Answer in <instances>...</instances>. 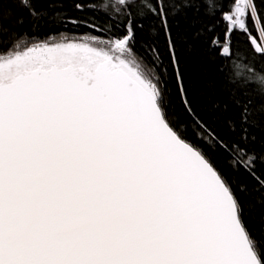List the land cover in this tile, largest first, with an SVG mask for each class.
Here are the masks:
<instances>
[{"label": "snow or ice", "instance_id": "1", "mask_svg": "<svg viewBox=\"0 0 264 264\" xmlns=\"http://www.w3.org/2000/svg\"><path fill=\"white\" fill-rule=\"evenodd\" d=\"M39 2L21 0L33 19L48 15ZM114 7L123 19L107 31L0 41V264H264L252 230L264 227V76L250 83L232 40L256 24L264 35V10L257 0ZM189 13L222 26L209 43L230 62L200 93L173 30ZM257 50L264 57V43ZM220 151L247 179L224 174Z\"/></svg>", "mask_w": 264, "mask_h": 264}, {"label": "trees", "instance_id": "2", "mask_svg": "<svg viewBox=\"0 0 264 264\" xmlns=\"http://www.w3.org/2000/svg\"><path fill=\"white\" fill-rule=\"evenodd\" d=\"M174 2L183 4L193 2V0H174ZM194 2L198 4L207 3L211 7L213 0H194ZM257 3L259 9L264 10V3H261L260 0H257ZM109 4L118 5L119 0H41V2L35 3L34 7L36 9H47L48 15L33 19L30 15V9L24 7L21 0H7L3 3V11L0 14V41L6 47L8 42L18 34L22 40L28 41L29 38L43 39L44 37L49 39L80 38L91 35L93 28L96 33L110 30L113 28V23L119 24L123 16L121 11L115 7L109 11L107 8ZM77 5L81 7H77ZM141 23L147 28L150 22L149 20H142ZM205 26L208 29L207 31L204 30ZM213 27H215V34H221V25L203 16H194L192 13H189L188 20H181L178 25L173 22L174 32L179 31L185 35L184 39L178 41L177 54L189 77L187 83L190 89L195 90L197 93H200L206 84L217 81L216 70L218 66L230 63L229 61H223L215 51V45L209 43L214 35ZM198 33L199 36L197 37ZM252 36L257 37L263 43L259 24L255 25L251 36L234 35L232 37L234 45L233 61L246 63V71L256 75V79L250 80V83L255 86L259 77L264 76V57L260 56L258 51L255 55L253 54V49L256 48L251 43ZM140 42L141 34L138 32V49L140 48ZM159 46L161 51H164L165 68L162 70L165 71L168 78L169 90L175 97V86L171 78V69L167 66V52L162 37L159 39ZM169 111L179 112V105L175 99L169 105ZM182 118L188 120L187 117ZM192 129H195V125H192ZM217 130L223 136L228 135L227 130L222 127L218 126ZM214 160L224 174L230 178L235 180L247 179L246 176H240L231 171L222 151L214 154ZM252 230L256 240L260 244H264V227L261 226L258 220L252 222Z\"/></svg>", "mask_w": 264, "mask_h": 264}, {"label": "water", "instance_id": "3", "mask_svg": "<svg viewBox=\"0 0 264 264\" xmlns=\"http://www.w3.org/2000/svg\"><path fill=\"white\" fill-rule=\"evenodd\" d=\"M253 39H255L256 40V44H253L254 45V47L256 48V46H257V44H261V42L258 40V38L257 37H255V36H252L251 37V40H253ZM264 43V42H263ZM258 51V50H257Z\"/></svg>", "mask_w": 264, "mask_h": 264}, {"label": "bare ground", "instance_id": "4", "mask_svg": "<svg viewBox=\"0 0 264 264\" xmlns=\"http://www.w3.org/2000/svg\"><path fill=\"white\" fill-rule=\"evenodd\" d=\"M261 36H262L261 39H262V41L264 42V35L261 34Z\"/></svg>", "mask_w": 264, "mask_h": 264}, {"label": "rangeland", "instance_id": "5", "mask_svg": "<svg viewBox=\"0 0 264 264\" xmlns=\"http://www.w3.org/2000/svg\"><path fill=\"white\" fill-rule=\"evenodd\" d=\"M69 38V37H68ZM70 39H73V38H70Z\"/></svg>", "mask_w": 264, "mask_h": 264}]
</instances>
